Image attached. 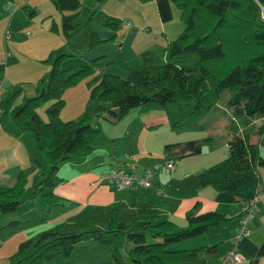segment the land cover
<instances>
[{
	"label": "trees",
	"instance_id": "1",
	"mask_svg": "<svg viewBox=\"0 0 264 264\" xmlns=\"http://www.w3.org/2000/svg\"><path fill=\"white\" fill-rule=\"evenodd\" d=\"M171 1L178 9L182 26L169 42L167 58L156 62L150 51L145 50L140 66L121 62L128 68L125 76L98 70L88 80L90 114L62 118L59 111L63 89L88 70L99 67L100 61L110 60L103 54L70 69L60 66L58 59L64 52L59 51L50 68L38 77L34 94L25 97L11 114L17 91L5 101L0 109L1 117L11 115L23 127L28 122L45 164L42 176L30 183L23 169L12 184L0 185V217H8L5 225L20 222L17 215L34 204L41 203L42 211H39L48 214L50 207L61 201L53 190L62 179L57 173L58 166L64 160H79L92 151L93 141L102 131L98 116L116 121L130 107L148 99L160 103L191 102L190 114L199 116L216 104L224 88L229 91L227 103L233 106V116L243 119L244 131H238L236 121L231 120L228 153L196 173L197 185L209 183L231 191L239 199H247L255 192L258 165L264 164V157L256 151L259 142L251 140L250 135L261 134L263 128L247 122L250 116L264 115V0ZM53 3L61 10L60 27L67 36L77 23L81 0H53ZM23 8L28 14L34 11L29 4ZM107 23L116 27L119 21L116 16H109ZM95 35L94 30L89 46L100 41ZM53 54L51 50L47 59ZM45 101H48L46 117H42L37 107ZM210 137L207 135L205 139ZM154 215L143 220L137 229H128L120 217V204L116 203L101 216L91 214L59 220L20 240L0 264L21 261L46 264L54 254L68 255L75 243L84 239L108 243L113 264H178L187 260L199 264L202 253L212 251L215 244L172 248L169 243L228 219L220 211L194 208L187 213V224L177 226L172 219H156ZM100 217L107 219L106 225L97 223ZM128 241L131 243L126 246ZM124 246L127 257L122 256Z\"/></svg>",
	"mask_w": 264,
	"mask_h": 264
},
{
	"label": "crops",
	"instance_id": "2",
	"mask_svg": "<svg viewBox=\"0 0 264 264\" xmlns=\"http://www.w3.org/2000/svg\"><path fill=\"white\" fill-rule=\"evenodd\" d=\"M128 1L129 6L136 8L145 1V5L156 9L159 14L156 22L145 20V26L152 30V24L155 25L161 31L158 42H165V45L163 50L159 49V46L150 48L144 45L139 53L128 55L124 52L117 58L140 66L142 52L148 50L154 60H165L169 42L182 26L178 9L171 0ZM4 3L6 4L5 0H0V77L3 76V83L0 85V109L11 94L19 91H8V56H11L10 61L14 60L18 65L26 66L23 69L32 74V87L36 91L38 77L46 71L49 64L42 63V60H46L51 50L55 52L62 46L66 36L60 27L61 10L54 6L53 0L26 3L34 8L31 14H28L23 8L25 4H22V9L28 16L16 7L7 13L8 8L4 10L2 7ZM37 10L39 16L32 21L30 17L38 13ZM24 26L33 28V33L26 29L29 35L24 36L26 47H34L30 60L19 58L21 50L17 43L21 40L19 36H22L20 32ZM9 28L11 35L8 34ZM95 30L102 31L98 27ZM104 32L106 36L108 31ZM123 44L122 41L121 45ZM97 45L98 43L92 47L88 46L80 54L84 61L101 54L112 57L109 50L101 49ZM110 71L125 76L128 68L124 65L122 69ZM15 95L10 114L16 107L13 103ZM228 95L199 116L190 114L189 103L178 100L160 103L153 99L130 107L116 121L98 116L102 131L95 137L92 151L79 160L68 159L60 162L57 173L62 179L54 185L53 190L61 201L50 207L46 220H40L39 224H25L42 214L37 209V204L29 207L26 212L19 213L17 217L21 221L17 224L5 225L8 217H0V262L7 260L20 240L56 221L91 214L101 216L112 205L119 203L121 219L126 222L124 216L129 215L132 225L137 227L143 220L151 218L153 213L156 219L169 218L177 226H185L187 213L194 208L196 211L212 209L223 212L228 216L225 221L209 224L204 231L168 245L172 248H189L215 244L212 251L202 253L199 264H220L222 255L232 246V236L238 229L241 199L231 191L215 188L209 183L197 185L196 173L228 153L231 120L236 121L238 131H244L243 119L234 117L233 106L227 103ZM84 112L83 115L90 114ZM210 118L214 127H210ZM215 122H220L223 127H215ZM247 124L263 128L261 134L253 132L250 138L259 142L256 151L264 157V115L250 116ZM207 135L211 137L205 139ZM164 156L175 159L174 167L156 171L152 175L153 184L148 188L116 187L99 179L100 172L119 166L141 172L146 165ZM43 161L30 130L16 124L11 115L5 118L0 115V185L12 184L17 173L23 169L27 172V183H30L45 169L42 166ZM258 173L256 190L259 196L254 206V214L249 220L250 231L241 237L237 244L242 258L228 264H264V164L258 165ZM28 214H32L31 217H28ZM25 219L28 221L24 223ZM124 250L125 255L122 253V256H127L125 246ZM46 264H113L111 246L96 239H84L75 243L68 255L54 254ZM178 264L195 262L187 260Z\"/></svg>",
	"mask_w": 264,
	"mask_h": 264
},
{
	"label": "rangeland",
	"instance_id": "3",
	"mask_svg": "<svg viewBox=\"0 0 264 264\" xmlns=\"http://www.w3.org/2000/svg\"><path fill=\"white\" fill-rule=\"evenodd\" d=\"M13 1L14 3L11 6H7V4L5 3L2 4L3 9L5 10L8 8L7 13H10V11L16 7L19 8L21 12H24L26 16H28V14L25 13V10L22 9V4H26V3L32 4L31 2L35 0H28L29 2H25V0H13ZM128 2H129L128 0H98V2L94 4V0H81V7L76 15L77 23L72 28H70V30L68 31V35L64 36L63 38L64 44L55 50L54 54L50 59H47L48 57L47 56L45 58L46 59L45 61L42 60V63L49 62L46 68L47 71L52 64L55 55L59 51L63 50L64 53L58 59L59 64L62 67H68V65H72L69 66V68L74 69L75 67L80 66L85 62H88L90 59L84 61L80 54L83 53L89 46L90 38L96 27L102 29L101 32L95 30L96 38L98 40L100 39V41L96 42V44L98 43L97 46L101 49L109 50V52L112 54V57L103 55L104 57H108L110 60L107 62L100 61L99 67L88 70L86 73H84L79 78H77L74 82L69 83L64 87L63 104L61 105L59 111L61 117H63L64 119L78 118L81 113H82L81 115L85 113L84 111L91 113L92 106H91V102L88 99L89 98L88 80L92 78L95 75V73H97L98 70L116 74L114 72H111L110 70L116 68L118 69L124 68V65L121 62L125 60L118 59L117 57H119V55H122V53L124 52L127 53L128 55L139 53L144 45H147L150 48H155V47L158 48L159 46V49L161 50L164 49L165 42H158V37L161 34V31L158 30L153 24H152V30H148L147 27L145 26V20L156 22V18L159 15L156 12V9L154 7H149L145 5L146 4L145 1H143L138 8L129 6ZM37 12L38 13L30 17V19L32 18L31 19L32 21L33 19H36L39 16V11L37 10ZM262 15H264V11H262ZM109 16H116L118 18L119 23L117 24L116 27L107 23V19ZM24 27L21 29L22 31L20 32L22 36H19V39L21 40L17 43L18 48L21 50L19 58L22 60H30L32 55V49L34 47H31V45L29 47H26L27 44L25 43L26 39H24V36L29 35V33H26V29L27 30L29 29L30 32H32L33 28L32 26L31 27L26 26L25 28ZM104 31H108V34L106 36H104L105 35ZM8 34L9 35L12 34L11 29L10 31L8 30ZM122 41L124 42L123 45H121ZM8 49L11 53L12 52L11 49L9 47ZM10 57L11 56H8V76H9L8 91H14L16 89H19V91L15 95L13 102L14 105L17 106L21 101L25 99V97L34 94L36 91L32 87V83L34 82L33 81L34 78L31 77L32 74H28L29 70L23 69L26 66H20L17 64L16 61L14 62V60L10 61L11 59ZM155 61L162 62L163 59L157 58V60ZM226 94H229L228 89L227 88L222 89V91L219 94L218 100L223 101ZM47 103L48 101H45L37 107L38 112L43 117H46L45 106ZM189 104H191V102ZM208 115L210 116L211 114L209 113ZM210 120H211L210 127H214L212 118H210ZM10 122L11 121L9 120L8 125H10ZM25 126L26 128H28V130H30L31 134L34 136L33 131L28 126L27 121H25ZM215 127L221 128L223 126L220 122H215ZM216 131L219 132V129H217ZM42 166L45 167L44 161ZM36 206L38 210L40 209V211H42L41 203H37ZM23 212H26V210ZM31 215L32 214H28L27 216L31 217ZM46 215L47 214L45 213L39 214L37 217H34L28 223H25L28 221L27 219H25L24 223L39 224L40 220L42 219L46 220L47 218ZM129 218H130L129 215L124 216V219L127 220L125 223L127 224L128 229H137V226L132 225L131 218L130 219ZM97 223L105 225L106 224L105 218L100 217ZM130 243H131L130 241L126 242V246L130 245ZM122 253L125 255L124 247L122 248ZM19 264H27V263L26 261H21ZM132 264H136V263H132Z\"/></svg>",
	"mask_w": 264,
	"mask_h": 264
},
{
	"label": "built area",
	"instance_id": "4",
	"mask_svg": "<svg viewBox=\"0 0 264 264\" xmlns=\"http://www.w3.org/2000/svg\"><path fill=\"white\" fill-rule=\"evenodd\" d=\"M7 6L13 4V0H5ZM8 53V52H7ZM3 83V76L0 77V85ZM175 159L164 156L154 160L151 164L144 167L143 171L138 172L133 168L117 167L105 170L99 173V179L116 186V187H142L148 188L152 186V175L159 169H172ZM258 191L247 199H241V213L239 217V225L235 234L232 236V246L222 255L220 264H228L230 262L239 261L242 256L238 250L237 244L241 237L249 233V220L254 214V206L258 199Z\"/></svg>",
	"mask_w": 264,
	"mask_h": 264
}]
</instances>
